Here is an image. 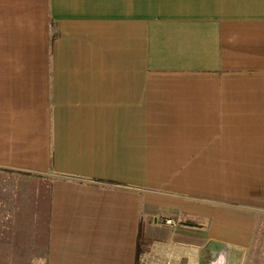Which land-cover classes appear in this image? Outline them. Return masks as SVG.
Wrapping results in <instances>:
<instances>
[{
  "label": "crops",
  "instance_id": "crops-1",
  "mask_svg": "<svg viewBox=\"0 0 264 264\" xmlns=\"http://www.w3.org/2000/svg\"><path fill=\"white\" fill-rule=\"evenodd\" d=\"M261 212L264 0H0V264H237Z\"/></svg>",
  "mask_w": 264,
  "mask_h": 264
},
{
  "label": "rangeland",
  "instance_id": "rangeland-1",
  "mask_svg": "<svg viewBox=\"0 0 264 264\" xmlns=\"http://www.w3.org/2000/svg\"><path fill=\"white\" fill-rule=\"evenodd\" d=\"M160 220L165 225H172L173 226L176 224V220L172 217H162ZM166 220H171V222L168 223ZM183 221L186 224H188L187 223L188 221L192 222V224H194V225L196 223V222L189 220V219H185ZM192 224H189V225H192ZM221 252L222 251H220L219 253H221ZM238 252H239V250H238ZM172 255L175 259V254L173 251H172ZM217 255L214 256V258H216ZM150 257H153L151 254V250L147 251V255L142 256L139 259V261L137 262V264H144V260H146L147 258H150ZM214 258H210L209 260H212ZM237 258L239 259L237 264H264V212H261L257 216V221H256L255 228L253 230V234H252L250 244L247 246V248L240 251V255H238ZM229 262L230 261L227 260V262L225 264H229Z\"/></svg>",
  "mask_w": 264,
  "mask_h": 264
},
{
  "label": "built area",
  "instance_id": "built-area-1",
  "mask_svg": "<svg viewBox=\"0 0 264 264\" xmlns=\"http://www.w3.org/2000/svg\"><path fill=\"white\" fill-rule=\"evenodd\" d=\"M168 223L171 222V220H166ZM225 251H222L217 255L216 258L212 260H207L205 264H225V257H224ZM144 264H176L175 259L172 255V251L170 249L165 250L161 253L159 257H150L144 260Z\"/></svg>",
  "mask_w": 264,
  "mask_h": 264
},
{
  "label": "trees",
  "instance_id": "trees-1",
  "mask_svg": "<svg viewBox=\"0 0 264 264\" xmlns=\"http://www.w3.org/2000/svg\"><path fill=\"white\" fill-rule=\"evenodd\" d=\"M187 223H188V224H192V222H190V221H188Z\"/></svg>",
  "mask_w": 264,
  "mask_h": 264
}]
</instances>
